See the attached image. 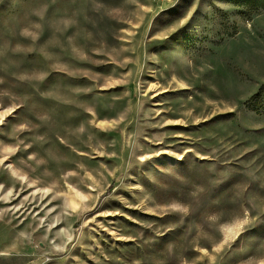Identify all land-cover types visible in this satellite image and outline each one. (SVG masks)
Here are the masks:
<instances>
[{"label":"rangeland","instance_id":"rangeland-1","mask_svg":"<svg viewBox=\"0 0 264 264\" xmlns=\"http://www.w3.org/2000/svg\"><path fill=\"white\" fill-rule=\"evenodd\" d=\"M258 4L0 0V264H264Z\"/></svg>","mask_w":264,"mask_h":264},{"label":"trees","instance_id":"trees-1","mask_svg":"<svg viewBox=\"0 0 264 264\" xmlns=\"http://www.w3.org/2000/svg\"><path fill=\"white\" fill-rule=\"evenodd\" d=\"M249 2L252 0H248ZM259 7L264 9V0H258ZM247 107L252 109L256 113L264 114V86L256 92L255 95L251 96L247 102Z\"/></svg>","mask_w":264,"mask_h":264},{"label":"snow or ice","instance_id":"snow-or-ice-1","mask_svg":"<svg viewBox=\"0 0 264 264\" xmlns=\"http://www.w3.org/2000/svg\"><path fill=\"white\" fill-rule=\"evenodd\" d=\"M194 13H189L188 17H186V20L185 21H182L181 24L184 25L186 22H189L191 21V18L193 17ZM169 22V21H168ZM168 22H164V23H156V21L154 20V27H153V30L156 31V30H159L160 27H162L164 24L168 23ZM141 159H145L144 157H141ZM150 159V158H149ZM181 160L185 159V157H181L180 158ZM8 161H5V163H7ZM197 183L199 181H196ZM210 198V197H209ZM206 203V201H203L201 202L200 204V207L202 208L203 207V204Z\"/></svg>","mask_w":264,"mask_h":264}]
</instances>
